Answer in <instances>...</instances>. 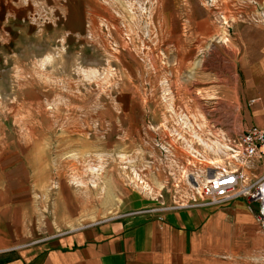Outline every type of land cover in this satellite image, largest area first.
Instances as JSON below:
<instances>
[{
	"label": "rangeland",
	"instance_id": "374dc122",
	"mask_svg": "<svg viewBox=\"0 0 264 264\" xmlns=\"http://www.w3.org/2000/svg\"><path fill=\"white\" fill-rule=\"evenodd\" d=\"M225 5L264 17V0H0V179L28 205L25 243L108 219L131 187L199 199L215 163L233 166L243 128L235 94L219 92L232 65ZM207 16L209 40H178ZM210 131L227 155L193 140L221 138Z\"/></svg>",
	"mask_w": 264,
	"mask_h": 264
},
{
	"label": "crops",
	"instance_id": "0c3cea01",
	"mask_svg": "<svg viewBox=\"0 0 264 264\" xmlns=\"http://www.w3.org/2000/svg\"><path fill=\"white\" fill-rule=\"evenodd\" d=\"M221 13L226 20L223 30L229 33L233 28L234 32L233 36L221 34L225 47L232 48V67L219 92L235 94L236 109L242 112L239 126H264V17H259L253 5H236L234 12L225 5ZM237 13L245 20L231 18ZM197 19L183 23L185 33L178 40L194 38L193 43H199L210 39L216 23L209 16L202 22ZM212 134L224 138L220 132L210 131L206 136ZM192 137L202 145L201 135L193 132ZM183 148L179 153L187 155ZM234 158L237 161L225 170L240 169L249 178L264 172V159L245 160L236 151ZM26 204L20 202L15 183L0 179V248H5L0 264H264V230L244 198L220 205L163 209L167 203L131 187L108 219L30 245L23 241L30 232L20 223L29 219Z\"/></svg>",
	"mask_w": 264,
	"mask_h": 264
},
{
	"label": "built area",
	"instance_id": "2783aa9c",
	"mask_svg": "<svg viewBox=\"0 0 264 264\" xmlns=\"http://www.w3.org/2000/svg\"><path fill=\"white\" fill-rule=\"evenodd\" d=\"M232 144L239 157L245 160L264 159V126L251 125L242 129L235 135ZM235 198L246 200L249 209L254 213L257 224L264 230V172L253 178H249L240 169L214 173L203 183L201 198L161 207L169 209L192 205H220ZM31 242L33 241L24 244ZM3 250L5 248H0V252Z\"/></svg>",
	"mask_w": 264,
	"mask_h": 264
},
{
	"label": "bare ground",
	"instance_id": "6f19581e",
	"mask_svg": "<svg viewBox=\"0 0 264 264\" xmlns=\"http://www.w3.org/2000/svg\"><path fill=\"white\" fill-rule=\"evenodd\" d=\"M202 119H203L202 116H197L196 115V120H195L196 123L195 124H196V127L198 129H201L203 127V120ZM222 139H223L222 137L221 138L215 137V139L211 140V143H208V142H205V141H201V142L203 143L205 148H209L210 149L212 146H214L215 149L216 148H220L221 150H223L224 154L227 155L228 154L227 151L230 150V148H229V146L226 143H224V141H222ZM232 157H234V154H232ZM221 163L220 162L219 163H215V164H217L216 166H213V169L215 171L213 173L205 174L204 178L203 179L201 178L203 183L206 182L212 174L220 173L222 171H225L226 167L224 165H222ZM195 176L199 177V175H195Z\"/></svg>",
	"mask_w": 264,
	"mask_h": 264
}]
</instances>
